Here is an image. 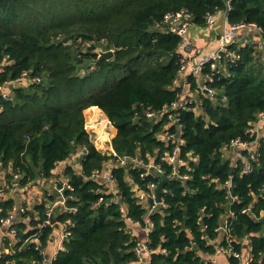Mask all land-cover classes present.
Masks as SVG:
<instances>
[{"label":"trees","instance_id":"1","mask_svg":"<svg viewBox=\"0 0 264 264\" xmlns=\"http://www.w3.org/2000/svg\"><path fill=\"white\" fill-rule=\"evenodd\" d=\"M183 10L198 26H205L210 14L224 11L230 24L264 30V0H0V158L8 180L20 187L49 180L60 162L80 148L89 149L81 172L71 165L64 170L72 186L63 192L69 210L58 214L57 221L70 236L51 264H139L138 239L128 219L143 226L147 216L153 223L151 264H217L205 257L217 254V242L229 245L227 238L242 253L249 242L251 264H264V137L251 172L242 160L224 155L233 140L257 141L250 132L264 112V62L257 46L232 43L223 53L221 71L207 66L200 77L189 76L202 103L182 108L179 124L168 125L167 114L147 116L184 95L176 84L183 37L164 24L168 13ZM110 49L112 58H100V50ZM234 54L240 59L232 64L227 58ZM210 74L213 81L207 79ZM202 83L215 90L214 97L200 89ZM92 106L103 110L117 129L115 151L142 164L123 166L95 147L84 115ZM179 132L185 140L181 156L187 161L179 173L186 178L174 177L165 159L175 143L163 136ZM108 161L114 164L116 182V192L110 193L92 177ZM149 163L160 165L164 173H144L143 165ZM162 176L169 178L163 204L149 212L135 187H158ZM57 186L62 188L63 182ZM58 193L46 194L21 215L28 223L15 224L16 241L4 239L5 248L14 251L0 264H43L55 228L47 222V212L62 198ZM117 195L126 215L112 201ZM100 197L105 202L95 207ZM15 204L13 198L1 201L0 218ZM225 220L229 231L224 236ZM227 258L236 264V258Z\"/></svg>","mask_w":264,"mask_h":264},{"label":"built area","instance_id":"2","mask_svg":"<svg viewBox=\"0 0 264 264\" xmlns=\"http://www.w3.org/2000/svg\"><path fill=\"white\" fill-rule=\"evenodd\" d=\"M192 16L189 14L187 11L183 10L179 13H168L165 18H164V24L169 27V29L182 36L183 41H182V46L181 49L184 48L183 51H185L187 47V42H186V35L188 32L189 27L192 25L191 22ZM215 25V14H210L207 16L206 20V25L205 27L207 29L213 28ZM251 27L255 30H257L263 37H264V30H262L260 27H258L255 24H228V29L223 31L222 33L218 34V48L216 51L200 58L199 60H192L188 56H183L182 60V66L180 73L186 74L188 77L189 76H194V77H200L202 74V71L204 68L207 66H210L212 69H216L217 71L222 70V66H220V62L223 59V53L227 52V46L234 43L235 37L237 32L244 28V27ZM181 54L183 52H180ZM228 61L231 62L232 64L239 61L240 56L237 54H234L232 56H229ZM3 71V68L0 66V72ZM26 73H24L23 77L26 78ZM207 79L209 81H213L212 75H208ZM34 81L40 82V78H34ZM200 89L203 90L205 93H207L210 97L215 96V90L211 88L208 84L202 83L200 85ZM2 91V90H0ZM3 97L5 98H10L9 94L3 92L2 93ZM195 103L198 107L202 102L200 99H197L195 96L191 94H184L181 96L180 100L177 102L172 103L171 105H166L163 107V109L160 112H154L150 111L147 113V116L149 118H157L159 116H163L165 114L168 115V120L169 124H179V112L182 108H187L190 104ZM264 123V112H259L258 113V118L256 122L252 125L250 128V132L252 134H255L257 136V141L253 143L245 142L240 139L233 140L231 142L230 148L232 150H237V154L235 153V158L236 160L240 159L244 162L245 164V170L246 172H251L253 171L252 167V159L257 160L258 154L256 152L257 147L259 146V139L263 138L264 135L259 136L258 134V129L259 127ZM110 126H113L112 122L108 120H104V125L101 134H95V133H89L90 139L95 145V147L102 151V152H107L109 155H113L114 157H117L119 163L123 166H138L142 164V162L138 158H132L128 156H121L119 155L113 145H112V139L114 136H111V130L109 129ZM179 128H181V125H179ZM88 131V128H86ZM104 132V134H103ZM182 132H179L178 134H173V133H167L163 137L166 141H172L175 143V147L171 152H166L165 159L173 166V171L172 175L174 177H180V178H186L187 176H181L179 173V166L181 164H186L187 161L181 156V146L185 143L184 138H182ZM245 152H250L251 156H246ZM89 153V149L87 147L80 148L77 152L73 154V156H81L83 158L85 155ZM113 163L109 162L107 165L104 167L102 171L94 170L92 177L95 180H98L102 182L105 187L107 188L106 193L110 192H116V182L115 178L113 177L112 174V167ZM143 168H145V172H148L146 174L151 173V171L155 170L156 173L163 174L164 171L161 168L160 165H155L153 163H149L147 165H143ZM7 173L8 169L3 166V163L0 158V202L7 199V198H12L11 195H9L10 190L16 186V182L14 181H9L7 178ZM142 174L146 175V174ZM14 178H19V175L14 174ZM63 187L58 188L59 192L61 193L62 198L58 199L56 202L53 203L52 207L50 210L47 212L48 216L51 215L53 212L54 208L56 205L62 203L64 206L65 201L63 198V192L64 189H71V183H70V178L67 176H64L63 179ZM228 188L230 189L232 187V184L230 182L227 183ZM156 189L157 185L155 183H150L148 185V191H143L135 187L136 190V195L138 197V201L141 204H147L146 206L149 208V212H152L158 205L163 204L162 201L157 200V195H156ZM150 198L153 199V201L150 202ZM112 201L116 204H121V209L126 215V206L121 203L120 196H114L112 198ZM103 202H105V199L103 197H100L99 200L96 202L95 207L101 205ZM150 202V205H149ZM66 208L69 210V208L66 206ZM75 210V208H73ZM28 211V208L22 205H17L12 208L11 211H9L8 215L5 217L0 218V234L1 236L5 238H12L14 241H16L17 238V230L15 228V224L21 221H24V218H21V215L25 212ZM128 219V218H127ZM131 223H136L138 222H133L132 220L128 219ZM48 223L50 220L47 221ZM151 225L153 227V223L149 216L146 217L145 219V225ZM221 229L225 234L229 231L227 221H224L223 226ZM70 236V231L68 230L67 226L64 230L63 233V238L66 240ZM33 241L38 242V238L34 237ZM148 241H149V234L146 239H138L137 244L135 246V253L138 259L139 264H151L152 260V250L148 247ZM228 244L227 246L221 245L220 242H217L216 248H217V253H223L226 256H233L234 258L237 259L236 264H251V258L247 257L244 253L237 251L234 249L233 246L230 244L232 243L233 239L227 238ZM14 249H9L5 248L4 250H0V259L3 258L6 254L12 253ZM206 261L212 262V263H217L215 256H207L205 257ZM44 263V262H43Z\"/></svg>","mask_w":264,"mask_h":264},{"label":"crops","instance_id":"3","mask_svg":"<svg viewBox=\"0 0 264 264\" xmlns=\"http://www.w3.org/2000/svg\"><path fill=\"white\" fill-rule=\"evenodd\" d=\"M228 24L229 22L227 20V15L224 11H220L215 14V25L211 29H207L205 26H198L192 24L189 27L186 35L187 47L185 51L180 49V52H183V56H188L192 60H199L200 58L216 51L219 46L218 34L227 30ZM234 43H237L240 46H244L246 44H255L258 50H260V56L264 62V37L257 30L248 26L240 29L236 34ZM188 78L189 77L186 74L180 73L176 84L182 88V92L184 94H191L196 97L197 94L195 91L191 90V86L188 83ZM96 114L102 115L104 119L105 117H107L104 114L103 110H101L99 107L92 106L86 109L84 112L85 121L89 123V121H92L95 118ZM113 132H115L114 134H116L117 132V129H114V127L112 133ZM258 134H264V123L259 127ZM259 136L261 137V135ZM81 161V156L72 155L68 160L60 162L57 165L56 169L54 170V177L50 178L49 180L39 179L35 183L29 184L25 187H20L16 185L10 190L9 195L12 196L17 205L25 206L28 208V210H30L34 207L35 204L41 202L44 199V196L46 195H43L44 189L35 190L37 188V185H46V188L49 190V193L59 192L57 185L59 181H63L64 179L65 168L71 165L75 169V171L81 172ZM32 192L33 194L36 193L35 199L30 195ZM58 197H61L60 192L58 193ZM66 209V206L60 203L55 206L53 211H56L58 215ZM24 222L28 223V219H25ZM58 224V227L55 226L52 237L49 240L47 247L44 249L45 260L43 264H51L52 260L56 257L57 252L63 248V233L66 228V225H63L59 222ZM130 230L133 231L132 235L137 239H146L148 234L152 230V227L149 224L140 226L136 223H131ZM1 249L4 250L5 246L4 238L0 234V250ZM244 253L247 257H250L249 242H246L244 246ZM215 259L217 264H230L227 256L223 253L218 252L215 255Z\"/></svg>","mask_w":264,"mask_h":264},{"label":"rangeland","instance_id":"4","mask_svg":"<svg viewBox=\"0 0 264 264\" xmlns=\"http://www.w3.org/2000/svg\"><path fill=\"white\" fill-rule=\"evenodd\" d=\"M182 50H184V48L182 49ZM120 75H123V72L122 73H120ZM85 112V111H84ZM87 113V112H86ZM102 118H101V117ZM105 119H107L108 120V118L107 117H105ZM104 117L102 116V115H99V114H96L95 115V118L92 120V121H89V123H87L86 121H85V127L86 128H88V132L89 133H95V134H101L102 133V128H103V125H104ZM113 127L114 126H110L109 127V129L111 130V136H114L115 137V135L116 134H114L115 132H113L112 133V130H113ZM104 129V128H103ZM114 129H115V127H114ZM103 134H104V132H103ZM260 135H264V134H260ZM113 137V138H114ZM113 140V139H112ZM235 153L237 154V150H232V149H230V148H225L224 149V155L226 156V157H232V159L235 161ZM109 162H111V161H108L107 163H109ZM40 185H42V184H40ZM41 190V189H44L43 191V195H45V194H48L49 193V190L46 188V185H42V186H39V185H37V188L35 189V190ZM35 192V191H34ZM34 199H35V197H36V193L35 194H33V192L30 194Z\"/></svg>","mask_w":264,"mask_h":264},{"label":"water","instance_id":"5","mask_svg":"<svg viewBox=\"0 0 264 264\" xmlns=\"http://www.w3.org/2000/svg\"><path fill=\"white\" fill-rule=\"evenodd\" d=\"M99 55H100V58H103V59H109V58H112L114 56V50L113 49H110V50H100L99 51ZM169 180V178L165 177V176H162V181L161 183L159 184V186L157 187L156 189V194H157V200L158 201H161V196H162V193H163V190H164V186H165V183ZM262 222H264V217L262 218ZM51 225H55L56 227H58V221H57V212L56 211H53L50 215V222H49Z\"/></svg>","mask_w":264,"mask_h":264}]
</instances>
